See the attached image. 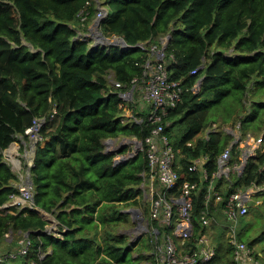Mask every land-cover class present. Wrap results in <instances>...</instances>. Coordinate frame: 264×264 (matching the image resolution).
<instances>
[{
  "label": "trees",
  "instance_id": "1",
  "mask_svg": "<svg viewBox=\"0 0 264 264\" xmlns=\"http://www.w3.org/2000/svg\"><path fill=\"white\" fill-rule=\"evenodd\" d=\"M103 1L111 10L99 23L105 36H121L130 45L159 44L170 33L163 57L168 78L187 88L182 102L164 118L170 120L165 130L171 138L169 130L175 129L172 145L180 148V177H198L189 171V164L202 154L209 156L208 170H215L231 136L194 140L213 122L202 121L199 115L207 117L213 102L230 96L244 107L252 99L248 89L264 85V0ZM81 10L88 11L87 25L95 18L96 0H0V241L17 245L15 240L23 236L31 239L27 254L16 259L18 264H140L128 257L129 247L114 227L127 221L120 210L137 203L139 173L146 159L138 153L113 165L103 141L147 134L146 118L141 123L123 120V112L133 103L123 100L120 92L140 76L139 64L148 53L140 47L90 46L89 39H73L72 26L80 24ZM22 38L38 50L22 44ZM109 77L123 86L114 88ZM199 79V90L193 91ZM256 107L264 108V102L257 101ZM240 110L233 118L248 121L250 114L240 115ZM34 118L44 120L30 166L32 201L56 215L66 228L62 238L44 231L46 221L36 211L3 207L10 194L19 193L3 150L19 135L27 139L24 130ZM263 123L264 114L259 129ZM46 138L49 141L42 145ZM263 163L264 151L248 161L242 176L226 191L251 182L263 185ZM202 191L192 213L196 225ZM65 192L68 196L60 202ZM99 226L101 237H96ZM220 243L206 264H231L229 248ZM49 245L52 252L42 257Z\"/></svg>",
  "mask_w": 264,
  "mask_h": 264
},
{
  "label": "built area",
  "instance_id": "2",
  "mask_svg": "<svg viewBox=\"0 0 264 264\" xmlns=\"http://www.w3.org/2000/svg\"><path fill=\"white\" fill-rule=\"evenodd\" d=\"M100 6L105 5L97 4L95 18L101 21L107 17L108 12ZM78 16L80 24L76 39H89L90 46H93L119 37L112 34L106 39L94 28L95 18L86 25L88 11L81 10ZM164 37L160 39L159 44L147 41L141 42V45L121 46L123 49L131 46L140 47L148 53L147 58L139 64L140 76L133 77L130 87L120 92L123 100L133 102L135 89L138 88L148 101L147 113L143 117L135 115L134 108L131 109L136 122L141 123L146 118L147 134L140 139L132 137L134 141L129 140V137H122L119 143L120 146L129 144L131 147L128 153L124 154L125 157H129L131 153L133 155L141 153L146 159V166L139 173L141 192L136 197L137 203L134 208L130 209L134 217L136 237L141 239L143 235L146 236L153 264H206L214 258L219 249L217 234L210 227L220 225L228 228L225 236L226 247L231 254V264H261L255 247L239 238L236 222L248 213L250 203L256 194L263 190L264 184L251 182L246 186L238 185L230 192H227L225 187L233 183L232 174L236 177L242 176L248 161L257 156L264 142V135L235 133L234 140L219 154L215 170L211 172L208 170L209 156L202 154L190 159L189 164V171L196 173L198 177L193 180L181 179L180 148L172 145V138L165 130L167 122L164 118L169 110L182 102V94L187 88L183 87L180 81L168 78L163 60L165 50L161 49L165 42ZM196 70L197 68L192 69L190 74H194ZM109 81L114 88L123 86L111 77ZM199 87L197 81L192 90L198 91ZM43 120L34 118L31 125L25 128L24 134L29 144L24 145L22 155L16 147L15 155L22 157L27 167L33 163V148H36V143L42 139L39 131ZM239 127L240 123L237 125V128ZM191 143L192 140L187 142L188 145ZM10 147L11 144L6 149L9 150ZM6 149L3 150L5 161ZM260 170H264V163ZM202 188V207L198 214L199 223L196 225L192 213L195 199ZM18 189L19 193L10 194L4 205L35 210L37 207L32 201L33 185L27 182V178ZM140 200L142 204L138 205ZM224 218L230 220L231 224L223 222ZM4 235L7 238L11 237L10 233ZM16 244L18 246L16 250L0 254V262L10 261L11 264H18L14 261L27 254L31 239L23 236L17 239ZM29 263L35 264L34 261Z\"/></svg>",
  "mask_w": 264,
  "mask_h": 264
},
{
  "label": "rangeland",
  "instance_id": "3",
  "mask_svg": "<svg viewBox=\"0 0 264 264\" xmlns=\"http://www.w3.org/2000/svg\"><path fill=\"white\" fill-rule=\"evenodd\" d=\"M110 12H111V10L108 11V14ZM105 37H108V36H105ZM107 42L108 41L106 40V42H104V43H107ZM248 91H252V93L249 94V96H251V98H252L250 100H253L252 103L250 102L249 104H247L245 102L244 107H241V103L238 100L231 98V96L229 98L226 97L225 99L220 100V102L218 101L219 103L218 102L212 103L213 106L209 108L206 120H214V122H216L218 116H220V115H222L226 118H229V117L235 118L236 114L241 109L239 112L240 115L244 114V113L250 114L249 120L244 121L242 123L243 124L242 130L245 131L247 127H251L256 133H258L259 125L263 121L264 108L258 109L256 107V102L260 101V100L264 102V100H263L264 85L257 87L255 89V91L252 90L251 88H249ZM132 103H133L135 115H141V116L146 115L148 101L143 97V94L140 92V90L138 88L135 90V97H134V100ZM242 108H245L246 111ZM250 108H251V110H250ZM127 109H129V108H127ZM129 114H131V112H129ZM253 116H255V121L253 120ZM18 138L21 141L23 140V138L20 135L18 136ZM121 140H122V137L115 138V139H113V141L107 140V142L105 143V148L107 150L109 149L108 151H111L112 153H114V155H118V154L124 155V154L128 153V150L131 147L129 146V144L120 146L119 143ZM19 142H17L16 145H17V149L19 150L20 155H22L24 152V147L19 146L20 145ZM24 142H25V145L28 146V144H29L28 138ZM122 152H124V153H122ZM5 155H6L5 159L9 162L11 167H13L14 172L19 176L21 175V180H24L26 178V175H27V165L22 160V157H18V155H14L16 157V159L20 161V162L18 161V164H15L14 162H12L13 160L11 159V156H10V153L8 152V149L5 150ZM231 179L233 181H236V182L238 181V177H236L234 174L231 175ZM19 180L20 179L18 178V180H16V183H20ZM141 204H142V202L140 200L138 202V205H141ZM131 208H134V205H128V206H126L125 209L130 213ZM130 215L133 217V214L130 213ZM131 216H129V214H127V215L125 214V216H123V217H125L127 219V221L122 222L121 226H124V227L128 226L129 222L131 220L130 219ZM133 220H134V217H133L132 222H131L132 227H133V225H135ZM223 222H225L226 224H231V221L226 219V218L223 219ZM49 224L51 225L52 222H50ZM52 225H53V227H55V226L57 227V224L56 225L52 224ZM210 228L213 229L214 232L217 234L218 244L221 245L220 242H223V244L226 246V236L225 235L227 234L228 228L220 226V225H215V226L210 227ZM236 228H237L238 236L243 241H245L247 243H252L251 245H253L255 247L257 253L259 254L258 258L262 262L261 264H264V191L261 192L258 196H256L254 198L253 202L250 203V208H249L248 213L246 215L240 217L237 220ZM15 241L17 243V240H15ZM3 242L4 241H2V240L0 241V250L2 249ZM139 242L143 246H145L147 248L149 247L148 246L149 244L147 243V239H146L145 235H143V237L140 239ZM132 254H133V250H132ZM228 254H229L228 256L230 257L231 254L230 253H228ZM224 258H226V256H224ZM149 260L150 261L153 260L152 256H149ZM8 263H10V262H8ZM14 263H18V261L15 260Z\"/></svg>",
  "mask_w": 264,
  "mask_h": 264
},
{
  "label": "crops",
  "instance_id": "4",
  "mask_svg": "<svg viewBox=\"0 0 264 264\" xmlns=\"http://www.w3.org/2000/svg\"><path fill=\"white\" fill-rule=\"evenodd\" d=\"M231 52V50L227 53V55H229ZM137 89V88H136ZM135 89V90H136ZM134 97H135V93H134ZM127 102V101H126ZM251 102V100H247V104H249ZM132 108H129V109H125V111L123 112V120L126 121V122H129L131 123L132 121H135L134 118L132 117V113L129 114V112H131ZM129 110V111H128ZM128 111V112H127ZM246 111V110H245ZM127 112V113H126ZM135 114V113H134ZM243 115V114H241ZM132 120H131V119ZM199 118L203 121H209V120H206V116L205 114H201L199 115ZM213 122L211 124H209L208 126H206L203 130H201L197 135L196 137H194V140L198 137H204L205 139H209V137H218L219 139H222L225 137V135H230L231 138L229 139L227 145L225 147H227L233 140H234V134L235 133H240L241 135H245L247 133H252L254 136H259L261 134L264 135V123L262 124V126L260 127V129L258 130V133H256L251 127H247L245 131L242 130V127H243V124L240 120L238 119H234L233 117L232 118H228L227 120H224V116L220 115L218 116L217 118V121L214 122V120H212ZM136 122V121H135ZM138 123V122H136ZM170 123V120H167V124ZM240 123V127L237 128V125ZM171 124V123H170ZM170 135L172 136V138H175L174 136V132H175V129H171L170 128ZM21 136V135H20ZM22 137V136H21ZM121 137V136H120ZM23 138V137H22ZM119 138V137H117ZM112 139V140H111ZM113 139L115 138H107L103 141V145H104V152H109V153H112L111 151H108L106 148H105V143L107 142V140H110V141H113ZM18 140V141H17ZM16 141H14L15 143L19 142L21 147H24L25 145V139L23 138V140H19V138H17ZM47 141H49V138H46L42 141V145H44ZM126 145V144H124ZM122 146V145H121ZM111 150V149H110ZM264 151V142L263 144L261 145V148L259 150L258 153ZM125 152V151H124ZM122 152V153H124ZM132 157V156H131ZM131 157H125L123 154H118V155H114V153H112V159H113V165H118L120 163H124L125 161L129 160ZM114 161H119V162H114ZM16 174V173H15ZM16 180H18V178L20 179V183H16V180H13L12 181V184L15 185L16 187H20L21 183L23 180H21V175H17L16 174ZM264 191V188L262 191L258 192L256 194V196H258L261 192ZM68 196V193L65 192L63 193V196H62V199L60 200V202L66 197ZM80 199V197L77 198V200ZM136 199V198H135ZM131 205V204H129ZM128 206V205H127ZM37 207V206H35ZM126 206H124L120 211L124 212L125 214H129L130 213L125 209ZM34 210V209H32ZM34 211L37 212V214L46 221V224H45V229L44 231L48 234H51L53 236H57L59 238H62V232L66 229L64 226H62L59 222V220L56 218V215L52 212H48V211H45V210H42L40 208H36ZM43 211V212H42ZM97 212V211H96ZM95 212V213H96ZM45 214V215H43ZM130 222H129V225L128 226H121L120 224L118 226H115L114 227V230H115V233H119L120 235L123 236L124 238V246H127L129 247V256L133 261H135L136 259H139V263L140 264H153L152 261L149 260V256H152L151 254V250H150V246L147 248L145 246H143L139 241H140V238H137L136 237V229H135V225H133V227L131 226V222H132V219L133 217L131 216L130 217ZM134 221V220H133ZM52 222V224L56 225L57 224V227H53V225L51 226L49 223ZM48 226V227H47ZM132 228H131V227ZM101 229H100V226L98 228V232H97V235L96 237H101ZM99 242H100V238H99ZM17 245H14V244H5L3 243L2 245V249L0 250V254H3V253H8L10 252L11 250L13 249H17ZM132 250H133V254H132ZM14 251V250H13ZM52 252V246L49 245L47 248H46V252H43L42 253V257L46 254H49ZM104 253L101 252L100 253V256H103ZM9 264V263H8ZM27 264V263H26Z\"/></svg>",
  "mask_w": 264,
  "mask_h": 264
},
{
  "label": "water",
  "instance_id": "5",
  "mask_svg": "<svg viewBox=\"0 0 264 264\" xmlns=\"http://www.w3.org/2000/svg\"><path fill=\"white\" fill-rule=\"evenodd\" d=\"M100 7L104 8L105 11H108V9H107L106 7H104V6H100ZM99 23H100V19L95 18V19H94L93 26H94V28H95L96 30H98ZM105 38H106V37H105ZM164 38H165V42H164V45L161 47L162 50H165V49H166V46H167V44H168V40H169V38H170V33H168L167 35H165ZM106 39H107V38H106ZM107 41H108L107 43L110 44V45H114V44H116V45H120V46H128V45H129V44L124 40V38L121 37V36H119L117 39H114V40H107ZM22 44L28 45L29 48H30L32 51H34V52L38 50L37 48H34L32 44H30L29 42H27V41L25 40V38H22ZM136 44L141 45L140 42H138V43H136ZM201 82H202V79H199V80H198L199 86H200ZM111 140H112V139H111ZM129 140L134 141V139H133L132 137H129ZM136 140H137V139H136ZM138 142H139V141H138ZM12 143H13V142H11L10 144H12ZM10 144H9V145H10ZM35 152H36V148H33L32 161H33L34 158H35ZM131 156H134V155L131 153L129 157H131ZM126 158H127V157H126ZM114 162H119V161H114ZM11 169L13 170V167H11ZM13 171H14V170H13ZM26 178H27V182L30 183V184H32V178H31L30 166L27 167V175H26ZM32 199H33V197H32ZM3 207H7V205H3Z\"/></svg>",
  "mask_w": 264,
  "mask_h": 264
},
{
  "label": "clouds",
  "instance_id": "6",
  "mask_svg": "<svg viewBox=\"0 0 264 264\" xmlns=\"http://www.w3.org/2000/svg\"><path fill=\"white\" fill-rule=\"evenodd\" d=\"M98 3H100V4H102V5H105L104 7H106L107 9H108V11H109V7L108 6H106V4L104 3V1L103 0H96V7H97V4ZM107 11V12H108ZM73 28H74V30H75V35L73 36V39H76L75 37H76V34H77V29H78V25L77 26H72ZM98 30H99V27H98ZM100 31V30H99ZM102 34V33H101ZM105 36V35H104ZM77 40V39H76ZM141 43V42H140ZM97 45V44H96ZM99 45V44H98ZM100 45H110V44H108V43H103V44H100ZM130 45V44H129ZM135 45V44H134ZM93 46H95V45H93ZM120 46V45H119ZM121 47V46H120ZM131 47H135V46H131ZM12 142H14V141H12ZM6 149V148H5Z\"/></svg>",
  "mask_w": 264,
  "mask_h": 264
},
{
  "label": "bare ground",
  "instance_id": "7",
  "mask_svg": "<svg viewBox=\"0 0 264 264\" xmlns=\"http://www.w3.org/2000/svg\"><path fill=\"white\" fill-rule=\"evenodd\" d=\"M16 144H11V147H10V149L8 150V152L10 153V155H11V159L13 160L12 162H14L15 164H18V161L15 159V153H16ZM8 155V154H7ZM9 157V156H8ZM30 163H31V160H30ZM43 212V211H42ZM43 215H45V214H43Z\"/></svg>",
  "mask_w": 264,
  "mask_h": 264
}]
</instances>
